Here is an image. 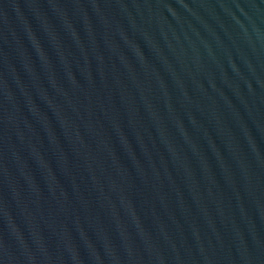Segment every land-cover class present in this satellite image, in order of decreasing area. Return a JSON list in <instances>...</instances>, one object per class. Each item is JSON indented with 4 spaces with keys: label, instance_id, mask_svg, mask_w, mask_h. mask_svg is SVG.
Listing matches in <instances>:
<instances>
[{
    "label": "water",
    "instance_id": "obj_1",
    "mask_svg": "<svg viewBox=\"0 0 264 264\" xmlns=\"http://www.w3.org/2000/svg\"><path fill=\"white\" fill-rule=\"evenodd\" d=\"M0 264H264V0H0Z\"/></svg>",
    "mask_w": 264,
    "mask_h": 264
}]
</instances>
